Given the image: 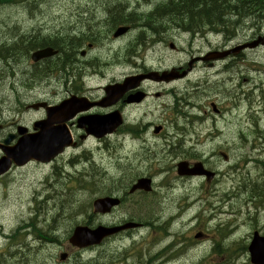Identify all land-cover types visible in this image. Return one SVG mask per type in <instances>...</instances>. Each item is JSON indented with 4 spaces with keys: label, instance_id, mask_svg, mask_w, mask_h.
<instances>
[{
    "label": "rangeland",
    "instance_id": "obj_1",
    "mask_svg": "<svg viewBox=\"0 0 264 264\" xmlns=\"http://www.w3.org/2000/svg\"><path fill=\"white\" fill-rule=\"evenodd\" d=\"M87 1L90 8H93L90 20L95 22L99 18L107 19L106 13L103 12V10H107V6H114L108 9L111 13L120 12L124 7L131 4L134 5L137 0ZM139 1L142 2V0ZM29 4H31L29 7L25 5L7 6L8 4L0 7V55L5 58L13 57V61L10 63L0 61L1 136H3V130L13 127L20 119L27 123L35 116L31 113L33 110L28 108L35 103L32 100L40 101L37 97L58 100L65 89L64 77L68 78L69 74L67 67H64L63 71H57L53 67L51 72L50 69L42 70L41 68L31 67L27 58H14L15 52L13 51L16 44L20 42L24 48L27 45L25 41L21 40L22 37H26L28 40L37 39L41 43L43 42L40 38L41 34L48 35L55 29L59 30L64 39L62 41L63 47L66 51L69 48V52L66 54L69 59L67 60L69 65L77 60L78 48L83 43L82 39L71 42L66 32L61 30V28L72 24L73 27L80 28L86 23V19H82V17L87 12V9L78 6L84 4V0H31ZM229 6L231 9V6L236 7L238 3L232 0ZM75 11L80 16L73 20L72 16ZM246 11L242 8L237 9L236 14L240 16L239 20H237L239 24L235 29H231L232 33L237 31L240 34L245 30V34L248 35L250 33L248 26L250 24L264 27V12H259V14H262L263 19H254L253 17L249 19L247 17L249 13ZM194 13L195 11L192 10L189 15H192V21L196 22L197 19H195ZM174 14L177 15L178 10ZM122 15L124 14L112 15V18L116 17V20H118L117 17ZM133 17L143 23L146 22V25L152 31L146 27V33L144 34L142 28L135 29L125 38L115 43L111 42L109 32L108 36L104 32L102 33L104 35L103 39L93 36V38L98 37L97 48L93 53L94 56L105 58L108 56V50L113 49L114 55L109 56L104 61H110L113 57L117 61L110 67L99 65L91 67V69L81 70L82 76L80 78L82 79L83 77L82 84L91 80L92 75L89 72L101 71L105 79L121 80L124 75L135 71L138 67L145 66L153 69L175 67L187 58L191 52L190 49L195 51L196 47L207 46L204 43H196L197 38H191L185 29L187 26L185 24L187 22L186 18H176L172 22L162 20L160 17L153 19L146 17L145 19V17L136 14ZM180 23L182 25L177 32L171 29L167 30L170 28L167 24L178 25ZM25 31L31 32L33 35ZM82 32L87 34L88 29ZM262 35H264V30ZM144 38L146 39V45L143 43ZM171 42L179 48L181 53L176 54L169 49L168 45ZM128 46L133 51L131 56L126 54ZM62 55L63 58L66 57L64 53ZM89 56L93 58L91 54ZM117 64L119 67L115 68L114 66ZM69 68H72L73 74L78 67L71 65ZM225 70L227 71H224L223 74L226 76L225 79L229 80L241 73L239 68L229 69L228 67ZM26 84L29 87L28 90L24 89ZM169 87H173L178 93L176 97L177 113L173 111L174 103L171 96L163 98L152 97L147 102L124 108L128 126L139 127L136 132L140 134V140L145 142L143 147H146V144L150 145V152L156 154V157L152 158V160L158 159L161 162H156L153 169H146V159L143 160L146 156V148L140 149L139 143L131 140L132 136L130 134H128V138H124L127 135L125 134L112 137L109 141L110 145L105 144L97 148L90 143L89 149L87 147L81 148L79 154L87 160H75L70 164L66 163L63 172L60 171L55 174V172L52 173L50 166L31 164L20 173H15L10 181L0 182V186L6 183L5 190L0 192V210L6 212V220L9 227L15 225L16 231L21 233L18 245L16 244L15 248H11L6 257L0 258V264H13L15 262L21 264H61L58 262V258L55 261L51 260L61 252L70 253V251L67 246L64 248L61 242L53 244L48 242H53L55 239L59 241L60 235L62 237L68 231L70 234L76 225H82L84 222L87 224L93 223V225H97L99 222L113 224L127 220L130 216L141 220L138 217L136 208L130 211L121 208L110 216L99 217V215L92 213L91 202L94 198L108 195L114 190H123L127 183L130 182L131 184L138 177L145 175L152 177L153 180L151 181L154 182V192L146 197V214H149L146 215V264H250L246 251H237L240 255L236 254V260L232 263H229L226 257H208L209 251L219 241L217 239L221 238L219 237L220 234L217 233V226L222 222V219L221 217L220 220L214 218L215 211L221 203H218L216 194H213V190L206 187L203 179L194 178L190 182H183L178 179L174 170V165L177 161H172L170 155H172L171 150L179 149L181 154L192 153L203 159L210 158L207 163L209 167L220 165V169H226L227 167L221 165L223 160L217 154L216 146L211 142L212 127L217 128L219 125L214 124L205 113L208 110L206 96H199V100H196L189 94L188 88L191 87V81L176 82ZM160 88V86L150 85V93L153 94L156 89L159 92L162 91ZM262 89H264V85ZM257 94L258 92L254 94V103L250 110L244 105L243 98L239 101L241 102L240 106L238 105L239 102L231 106L230 121L235 124L237 129L231 130L230 136L225 135L224 137L231 138L238 144V146L234 147L233 144L227 143L231 146L227 147V149L231 150L232 161L237 163L235 164L236 167L243 163L242 160L251 144L254 143V148L259 152L264 150V119L258 121L257 118L259 111L264 110V101L262 98L256 97ZM186 103H195L197 105L195 113L204 120L203 122L198 120L194 124L197 127L202 124L210 132V142L206 145L208 150L202 149V145H197L192 150L189 148V144L186 141H182L180 135L176 134L177 125L179 124L176 119L177 114L179 113L181 120L189 121L190 119V115H183V110L185 109L183 105ZM237 118H242L243 122L245 121V123L240 121L243 126L239 127L236 125ZM146 124L150 125L147 133ZM159 125H162L164 129L163 134L157 136L153 134V130L155 126ZM167 126L170 127L171 131L167 130ZM185 127H187V124H185ZM193 138L196 139L195 134ZM228 139H223L222 142L225 143ZM238 142H244L247 145L241 146ZM192 145L195 146L194 142ZM262 156H264V153ZM78 162L80 163L77 164ZM248 168H251V165ZM244 178L254 179L255 176H244ZM89 179L94 181L98 191L79 185V182L88 181ZM218 185L225 187L223 182H218ZM241 187L243 189L246 186ZM228 188L232 189V187ZM188 189L192 190L196 195L190 201L181 197L182 193ZM127 191L128 189H124L125 193ZM231 198L232 196L229 197V199ZM130 200L131 203H139V205L143 203L136 196H132ZM196 201L198 202L197 204ZM153 203L157 205L156 208L150 207V204ZM232 203H234L232 206L233 213H236V210L239 209L240 212H243L242 216H248L242 205L243 202L238 199L237 201L232 200ZM188 204L190 208L196 205L195 214H191L186 210V205ZM249 212L252 213L250 205ZM15 218H22L23 220H15ZM189 218L192 219L189 220ZM169 226L170 235L164 238L163 231L159 227L167 229L165 227ZM249 229L248 227L243 232L245 233ZM126 231L130 232L131 230ZM1 232L7 235L11 234L9 230L3 228ZM198 234L202 235L201 239L194 238ZM130 235H133L134 238L132 239ZM141 237V230L130 232L129 235H122L111 241V243H106L101 248L104 253L108 254L113 247H115L114 249L119 248L115 255L120 263L125 262L124 260L120 261V258L126 252L133 251V253L130 252L126 256L129 264H133L136 261H142L143 257H145V254L134 251L136 250L134 248H140ZM0 238H4L1 233ZM31 244H33V250L26 252L31 247ZM234 244L232 243V246ZM23 249L26 251L24 252ZM183 249H188L192 255L189 256L190 254H188L182 258L171 257V255H176L178 251ZM99 250L93 249L81 252V263L74 261L72 258L70 264H94L97 262ZM24 254L33 255L37 259L28 263ZM71 254L74 255L75 252L73 251ZM221 254L220 252L219 255Z\"/></svg>",
    "mask_w": 264,
    "mask_h": 264
},
{
    "label": "flooded vegetation",
    "instance_id": "obj_2",
    "mask_svg": "<svg viewBox=\"0 0 264 264\" xmlns=\"http://www.w3.org/2000/svg\"><path fill=\"white\" fill-rule=\"evenodd\" d=\"M107 1V0H105ZM104 1V2H105ZM257 3L261 4L264 1L262 0H256ZM178 4H182L180 0L177 2ZM190 4L192 5V10L195 11L194 17L197 19V21H192V15H189V12L183 11V9L178 7V14L175 16V18H186L187 22L185 23L187 26L185 27L186 31H188L189 35L192 39H196V43H204L207 46L205 47H196L193 51L188 54L187 59H194L192 68L190 71L189 76L192 75V81L195 83L198 82L199 79H203V82L207 86V92L209 96V116L212 118L218 117V119H221V115L223 114L224 108L226 107V104L224 103L225 97L227 95V89L226 86L231 80L225 79V75L223 74L225 68L231 69V68H239L241 69L240 75H247V79L244 78L242 82H249V84L255 89H261L264 85V35H262V32L264 30L263 26H257L250 24L248 26V30H250V33L248 35L245 34V30H243L240 34L234 32H231V29H235L239 22L240 16H238L236 13L235 15V21L231 22L230 20V11L228 8H226V1L224 0H190ZM100 6V5H99ZM87 9L85 15L82 17V19H86V23L88 25V35L91 38V42H87V40L84 42V47L78 54L77 60L71 62V65L77 66V70L74 71L72 74V68H69L71 65L67 63L68 57H67V51L65 52L64 60H63V69L64 67L68 68V78L64 77V83H65V89L64 94L62 95L63 100H71L72 98H78V99H86L90 103H98L101 102L104 98V87L109 86L113 83H115V80H107L103 85L99 87H93L89 84H93L96 81L102 80V72H89L92 77L91 80L87 83L82 84L83 81L80 76L81 70H85L86 68L91 69V67L103 65V67H107L108 63L104 62V60L97 58L94 56L95 52V39H93L92 36V26H91V18H92V11L93 8H85ZM96 10V9H94ZM109 10H103V12L106 13V23L109 24L112 22V14L111 12H108ZM252 9H249V14L247 17L254 18V19H263L262 14H259L257 11L255 14L252 13ZM122 12L124 14V17L126 21H130L131 17L134 14H129L127 11V8L124 7L122 9ZM78 13L75 11L73 13V16ZM203 15V16H202ZM76 16H80V14H77ZM167 17V16H166ZM146 19V14H145ZM102 20V18H101ZM146 21V20H145ZM249 21V20H248ZM236 22V24H234ZM129 25V24H128ZM181 23L178 24V29L181 27ZM192 25V27H191ZM132 26V25H130ZM144 31L146 33V22L144 23ZM93 40V41H92ZM93 42V43H92ZM146 45V39L144 41ZM92 55L93 58H91L89 55ZM96 57V58H95ZM111 61H113V58H111ZM94 63V65H92ZM188 67V64L186 63H179V65L175 68L179 72H182L184 69ZM144 72V68H138L134 73L131 75H138L140 73ZM93 74H98L99 79H92L94 76ZM261 77V78H260ZM163 88L162 96L166 93V85L160 84ZM22 87V86H21ZM148 85L146 83V101L150 97V94L148 92ZM143 88V87H142ZM24 89L28 90V85H24ZM32 90V89H30ZM142 90V89H141ZM171 92L174 95V91L171 90ZM135 92L130 91L126 93L122 99L117 101L114 106L110 108H95L90 111L84 112L77 117L71 119L68 121L67 126L72 134V148L66 149L62 154L58 155L54 160H52L50 163L47 164V166H52L53 170L52 173L56 172L54 169V165L58 164L60 167H62V170L64 169V166L66 163H69V161L77 156H80V150L83 147H88L91 143L92 146H95L99 148L101 145H105L110 138L118 136V131L121 129H117L115 131V134L103 139H95L91 135H86V128L87 125H84L83 129H79L77 127V120L78 118H84L92 115H106L113 111H120L122 113L123 119L125 120V116L123 114V110L127 106L125 104V99L128 97H131ZM158 96V95H157ZM218 96V97H217ZM37 99L40 100V102L47 103L48 106H55L56 102L60 101H51L50 99H43L37 97ZM36 101V99L32 100ZM214 102L218 103L217 106L214 105ZM58 105V104H57ZM217 108V110H216ZM39 112H36L34 119L37 121H42L45 118L43 110H38ZM183 115H190L191 116V110L189 107L185 106V109L183 110ZM32 121V120H31ZM28 124H25L21 119L15 123V125L8 130H3V136L0 141L2 142L8 134H13L15 131L19 128V126H23ZM147 130V129H146ZM29 132L33 133L32 127L29 128ZM161 132L157 133L156 135H160ZM19 136H16L14 139V143H16L19 140ZM140 144V143H139ZM140 144V146H142ZM146 156L143 158L146 159V169H151L150 162L152 161V158L156 157V154L154 152H150V145L146 144ZM142 148V149H145ZM1 153V152H0ZM172 155H170V159L173 157H180V161L184 160L186 163H188V166H191L194 161L197 160L196 156L194 154H181L179 149L171 150ZM2 154V153H1ZM65 158H68V161L66 162ZM158 160V159H157ZM160 161V160H159ZM179 161V162H180ZM37 165H44V163L41 162H34ZM161 163V162H158ZM23 167H16L12 166L11 170L6 173L3 176H0V182H7L8 177L15 175V173H20L22 171ZM144 177V176H142ZM141 178V177H139ZM138 178V179H139ZM146 178H149L146 176ZM137 179V180H138ZM6 183L1 185L0 187L5 190ZM118 185V184H117ZM130 189V186L127 188ZM246 187L243 188L245 190ZM255 187H252L250 189V195H252L253 190ZM134 192L132 194H129L128 192L124 193L121 190H114L110 192L108 195L101 196L102 197H118L121 193H123V197L120 198L119 205L112 209L109 214L101 215L102 217H107L115 213L118 209L123 208L126 211L133 210L134 208H137L139 206V203H131L130 198L132 196H136L138 198L139 193ZM142 200L143 204L141 206V212L142 214V221L138 222L135 219H129V220H123L121 222L117 223H107L103 224L102 222H99L98 226H104V227H114L121 225L125 222H134L140 224V227L138 229H132L130 232H135L137 230L143 229L142 237H141V246L140 248H133L136 249L134 251H139L143 254H145V257L142 259V264H146V192H143L142 194ZM140 209V208H139ZM114 211V212H113ZM99 216V217H101ZM20 219L19 221H22V218H15V220ZM7 229L11 232L10 235L4 234L1 232V230ZM128 231H124L122 233H117L109 238L104 239L100 246L97 249H100V253L97 255V262L94 264H128L129 262L126 260V256L130 254V252L133 253V251H128L122 258H120V261H125L124 263H120L119 260H117L115 253L119 250V248L114 249L113 247L110 250V253H104L102 250V246L106 243H111V241L117 239L123 234L130 233ZM0 233L4 235V238H0V258L6 257L11 248H15V245L18 243L19 236L21 233L17 232L15 229V225L10 226L7 223L6 220V212L0 210ZM128 235V234H127ZM18 245V244H17ZM22 255V253H21ZM76 258V257H72ZM71 257L66 259L64 263L61 264H70ZM30 261L29 255L27 258V262ZM118 261V262H117ZM139 262V261H138ZM13 264H21L19 262H15Z\"/></svg>",
    "mask_w": 264,
    "mask_h": 264
},
{
    "label": "water",
    "instance_id": "obj_3",
    "mask_svg": "<svg viewBox=\"0 0 264 264\" xmlns=\"http://www.w3.org/2000/svg\"><path fill=\"white\" fill-rule=\"evenodd\" d=\"M50 52H42L33 55V60L37 61L41 58H44L46 56H49ZM148 78H152L153 76H147ZM138 81H140L142 78H137ZM131 80H126L123 85H119L114 89L107 90V97L109 99L114 98L117 99L122 96V94L125 92L126 87L129 85L128 82ZM130 88L133 86H129ZM137 98V100H139ZM63 106V105H62ZM60 106L59 108H61ZM77 108L83 109L85 107H80V105L77 103ZM72 112L70 116H72L76 111ZM54 113V110L49 111L47 114V120L40 124V134L32 137L24 138L17 147L9 153L8 155L12 157V159L18 163L22 164L25 163L28 159H36L40 161H47L49 160L53 155L57 153V150L59 147L65 145L67 143V136L65 134V131L63 129H56L54 131L49 132L44 126L49 122V118ZM44 125V126H43ZM100 127L102 126L105 130H107V127L109 125V122L104 125V123H99ZM104 125V126H103ZM94 127V125H92ZM98 130V129H97ZM110 131V130H109ZM157 131V130H156ZM99 135V134H98ZM8 142V141H6ZM23 160V161H22ZM1 166V164H0ZM185 165L179 166V173L185 174L186 169L184 167ZM199 168V167H197ZM189 173V172H188ZM193 174H200V172L195 168L192 170ZM146 190H149V183L148 181H144L143 179L138 182L136 186H134L133 189L137 187H145ZM116 203L115 200L112 199H102V200H96L93 202V208L94 213L101 212L105 213L107 212L110 207H112ZM113 230L110 229H103V228H96L94 230H90L87 227H76L73 231V234L70 238V243L74 247L78 248H84L91 246L93 244H96L102 237L109 235L113 233ZM261 239H255L251 245L249 246L248 250L250 252V259L252 264H264V244L261 243ZM66 255H61V260H64Z\"/></svg>",
    "mask_w": 264,
    "mask_h": 264
},
{
    "label": "bare ground",
    "instance_id": "obj_4",
    "mask_svg": "<svg viewBox=\"0 0 264 264\" xmlns=\"http://www.w3.org/2000/svg\"><path fill=\"white\" fill-rule=\"evenodd\" d=\"M114 1V0H113ZM121 1V0H120ZM110 3H111V1H109ZM118 2V1H117ZM119 3H121V2H119ZM102 4V3H101ZM113 4V3H112ZM23 5H25L26 7H29V5H31V4H29V2L28 1H26V0H19V1H16V0H14L12 3H10V4H8L7 6H23ZM2 6H4V5H2ZM2 6H0V7H2ZM114 6L113 5H109V6H107L106 7V9H109V8H113ZM110 11V10H109ZM108 11V12H109ZM115 11H116V9H115ZM73 25V24H72ZM38 43L40 44V45H45V42L43 41V42H39L38 41ZM190 48H191V46H190ZM25 51H26V53H27V57H31V55H30V53H29V50H28V45H26V47H25ZM54 55H55V57L57 58V59H60L62 62H63V60H64V58H63V55H62V53L63 52H61L59 49H57V48H54ZM65 55V54H64ZM57 71H63V64L62 65H60V66H58V67H54ZM60 68H62V69H60ZM261 78V77H260ZM51 86V85H50ZM174 136V135H173ZM169 148V147H168ZM81 156V155H80ZM81 158L83 159V160H87V159H85L84 158V156H81ZM150 182H152V181H148V183H150ZM40 189V188H39ZM99 200H102V199H99ZM126 230H132V227L131 226H128L127 228H126ZM192 254H190L189 256H191ZM171 257H178V258H181V254L180 253H176V255L175 254H173V255H171ZM192 259V258H191Z\"/></svg>",
    "mask_w": 264,
    "mask_h": 264
},
{
    "label": "trees",
    "instance_id": "obj_5",
    "mask_svg": "<svg viewBox=\"0 0 264 264\" xmlns=\"http://www.w3.org/2000/svg\"><path fill=\"white\" fill-rule=\"evenodd\" d=\"M14 0H0V6L4 5V4H10L12 3ZM238 1V7H240L242 5V3L240 2L241 0H237ZM244 1V0H242ZM245 5H246V8H250V7H255V3H252L250 4L249 2L248 3H245L243 2ZM229 4H231V2L229 1ZM233 7V6H231ZM186 9L187 11L189 12L190 9H191V6L189 5H186ZM168 14V13H167ZM154 18H156L155 16H153ZM133 17H131V20H132ZM153 19V18H152ZM61 42V41H60ZM60 51L62 52H66V49L63 47L62 44H60V47L58 48ZM14 52V51H13ZM79 185H81V187H87L91 190H94L95 189V183L92 179H89L88 181H83V182H79ZM34 232V230H33Z\"/></svg>",
    "mask_w": 264,
    "mask_h": 264
}]
</instances>
